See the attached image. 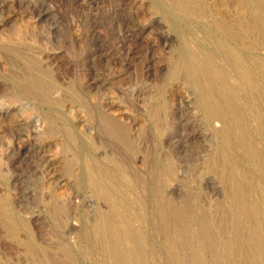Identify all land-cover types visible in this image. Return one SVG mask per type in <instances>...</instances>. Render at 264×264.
<instances>
[{
    "label": "rangeland",
    "instance_id": "374dc122",
    "mask_svg": "<svg viewBox=\"0 0 264 264\" xmlns=\"http://www.w3.org/2000/svg\"><path fill=\"white\" fill-rule=\"evenodd\" d=\"M193 7L0 0V264H113L98 227L116 207L118 229L138 232L144 264L258 263L227 241L239 236L249 249L257 225L264 243V99L241 91L260 151L252 157L225 118L208 114L191 60L213 57L239 82L238 53L264 90V0ZM102 117L137 150L110 136ZM226 160L237 177L247 173L256 212L238 202V216L224 210L237 190ZM169 205L187 209L184 241L163 224ZM203 215L218 244L201 248Z\"/></svg>",
    "mask_w": 264,
    "mask_h": 264
},
{
    "label": "bare ground",
    "instance_id": "6f19581e",
    "mask_svg": "<svg viewBox=\"0 0 264 264\" xmlns=\"http://www.w3.org/2000/svg\"><path fill=\"white\" fill-rule=\"evenodd\" d=\"M195 1L196 0H173V3L180 9H185L188 10L189 12H192L194 10L193 4L195 3ZM232 56H233L231 57L232 62L239 71V76H240L239 82L237 81L235 82L232 76H230L231 74L227 72V70L223 67V65L217 62V60L213 57H210L207 60H203L202 58L196 59L194 58V56L193 57L191 56L193 59L191 60V63L193 62L192 67H194L193 72L196 73V76L198 78H203L206 81L205 82L204 80L201 79V82H205L202 83V85H204L202 88H203V94H204L203 97L205 103L204 107H206L205 109H207L208 114L216 118H225L227 120V121L225 120L227 122V124L225 123L226 132L229 134V137L240 135L239 142L237 141L238 146L243 148L246 152H248L250 156L258 157V152L260 151L257 150L258 151L257 152L256 150H254L253 143L249 137V131L251 127L248 126V120H247L248 108L246 109L245 106L248 103L246 104L244 103V100H242L244 97L242 96L243 98H241V95L243 93V92L241 93V91L242 89L247 90L248 92L251 93V97L260 96L262 99H264V90L261 89V83H259L257 77H255L254 75L255 72L253 68L244 63V59H243L244 57L234 52ZM38 82H40V80ZM102 122L105 131L110 136L114 137L116 140L123 143L130 150L132 151L137 150V146L133 143L126 129L122 125L111 121L107 117H102ZM239 161L242 162L241 160ZM232 162L233 160L232 161L226 160L224 164V169L222 171H224L223 173L226 174L233 182H236L237 190L235 189V191L231 193L228 208L224 210H228L229 213L231 214L233 213L234 216H238V214L241 213V209H239L237 206L234 205V203L238 202L240 206L243 205L247 206L248 208L247 210H250L251 212H256L258 208L254 206V204L251 202L252 193L251 190L248 188L249 180L247 177V173L242 171V175L240 177H237ZM118 165H119L118 168L121 172L126 170V164L122 163V161ZM140 181L144 182L143 179H140ZM115 210L114 212L111 211L110 213L102 214L101 222L98 227L99 236L104 248L110 250L111 252L110 257H112L113 264H144L145 254H144V249L142 248V244L138 241L139 240L138 232L134 231L135 229L130 230V228L126 232L119 225L121 227V228L119 227L120 230H123L124 232L120 231L117 226V224L120 223L119 217H118L119 223H116L117 222L116 219L120 211L118 210L119 211V212L117 211L118 215H116ZM186 210L187 209L185 207L182 208V207L169 205L163 207L161 211V219L163 221L164 226L166 228L173 227L174 233L180 235L182 241H184L185 237L188 236L186 227L183 225L181 221V218L185 215ZM201 223L203 230L205 232V233L203 232V237L204 235H206L207 239L204 237L203 238L204 241L202 240L198 242L200 247L202 248L203 246L206 245V243H211L212 245L218 244L216 238L211 234V227L212 225H214L211 222V220L207 216L203 215L201 218ZM238 224L239 223H236L235 225L237 229H239V233L243 235L244 230L242 231ZM128 227L129 225L127 226V229ZM250 236L252 239V245L250 246L251 249L243 248L244 245L241 244L239 240L240 238L239 236L232 238V240L231 239L228 240L227 246L229 248H234L236 250L238 249L242 252L251 251L256 256V259H258L256 260V262L258 261L257 264H264V258L261 255L264 252V243L262 242L261 231L259 230L257 225H255L254 230L250 232ZM126 238H128V240L131 241L132 243V247L130 251H127L126 246L124 244V239ZM199 261L201 260L197 259L196 262ZM47 263L53 264L51 260L47 261ZM220 263L227 264V259L225 257H221Z\"/></svg>",
    "mask_w": 264,
    "mask_h": 264
}]
</instances>
